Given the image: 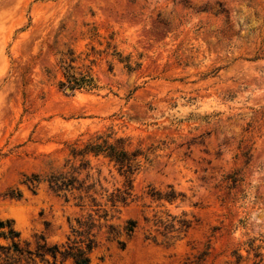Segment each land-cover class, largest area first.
<instances>
[{
    "label": "rangeland",
    "instance_id": "obj_1",
    "mask_svg": "<svg viewBox=\"0 0 264 264\" xmlns=\"http://www.w3.org/2000/svg\"><path fill=\"white\" fill-rule=\"evenodd\" d=\"M0 221L92 223L91 264H264V0H0Z\"/></svg>",
    "mask_w": 264,
    "mask_h": 264
},
{
    "label": "trees",
    "instance_id": "obj_2",
    "mask_svg": "<svg viewBox=\"0 0 264 264\" xmlns=\"http://www.w3.org/2000/svg\"><path fill=\"white\" fill-rule=\"evenodd\" d=\"M68 84L70 88L75 87L77 82L75 79H70L68 76ZM91 85L89 82H80L77 85ZM110 135H98L96 139L89 142L85 146L87 153L93 155H103L110 161L114 162L120 170H124L127 175H131L137 169V157L138 154H130L125 148L123 139H116L110 141ZM114 200V199H113ZM114 202V201H113ZM105 217V215L101 216ZM128 226L124 229L127 234L132 232L134 228V222L128 221ZM94 227L92 223L88 226V231L85 234V240H70L61 245L50 244L43 235L35 236L33 246L30 242L21 241L19 239V233L14 230L11 223L8 221H0V236L5 240H9L7 254L17 256L18 258H25V260L31 262V264H37L40 262L43 264H65L70 262L71 264H91L90 252L96 247L97 242L95 235L90 234V231ZM102 226L99 225V229ZM108 235H115L118 232L115 231L114 226L108 225Z\"/></svg>",
    "mask_w": 264,
    "mask_h": 264
}]
</instances>
